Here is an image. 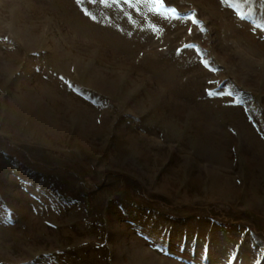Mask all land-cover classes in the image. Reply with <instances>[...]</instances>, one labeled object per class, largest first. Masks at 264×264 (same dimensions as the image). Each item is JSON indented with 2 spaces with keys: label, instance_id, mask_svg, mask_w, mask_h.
<instances>
[{
  "label": "rangeland",
  "instance_id": "1",
  "mask_svg": "<svg viewBox=\"0 0 264 264\" xmlns=\"http://www.w3.org/2000/svg\"><path fill=\"white\" fill-rule=\"evenodd\" d=\"M164 3L0 0V264H264V0Z\"/></svg>",
  "mask_w": 264,
  "mask_h": 264
},
{
  "label": "snow or ice",
  "instance_id": "2",
  "mask_svg": "<svg viewBox=\"0 0 264 264\" xmlns=\"http://www.w3.org/2000/svg\"><path fill=\"white\" fill-rule=\"evenodd\" d=\"M79 2V0H78ZM101 2H105V0H101ZM117 2H119V0H117ZM125 3H131V0H124ZM147 2L151 3L152 5H154L155 7L151 8L150 10L163 15L165 17V19H169V20H173V19H185V20H191L192 23L199 25L200 27V31L201 32H205L206 29L203 26V22L199 21L196 19V14L195 12H192L190 15L188 16H182L177 9H175L174 7H167L164 3V0H147ZM85 14L88 15L89 13L87 12V10L85 9ZM93 20L96 19L95 16L91 17ZM153 29H156L157 26L153 25L152 26ZM189 33H191V28L189 29ZM185 48H195L197 53H199L201 55V62L207 67L208 66V61L203 59V53L201 52V50L199 49V47L197 45L194 44H186L184 45ZM178 51H180L178 49ZM213 71H215V69H212ZM233 95V93L231 91H228L227 93H220V92H216L214 90H208V95L213 96V95ZM236 103H240V100H236L234 101Z\"/></svg>",
  "mask_w": 264,
  "mask_h": 264
}]
</instances>
